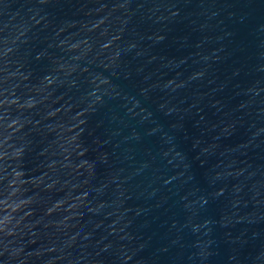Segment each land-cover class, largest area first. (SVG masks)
<instances>
[{"label":"water","instance_id":"95a60500","mask_svg":"<svg viewBox=\"0 0 264 264\" xmlns=\"http://www.w3.org/2000/svg\"><path fill=\"white\" fill-rule=\"evenodd\" d=\"M0 264H264V0H0Z\"/></svg>","mask_w":264,"mask_h":264}]
</instances>
